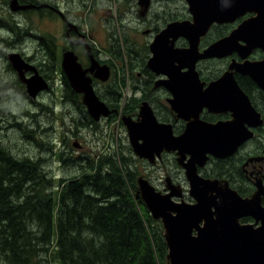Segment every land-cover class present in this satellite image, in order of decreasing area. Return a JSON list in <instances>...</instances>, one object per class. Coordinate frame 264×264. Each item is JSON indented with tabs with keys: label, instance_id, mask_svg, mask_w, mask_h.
Masks as SVG:
<instances>
[{
	"label": "rangeland",
	"instance_id": "374dc122",
	"mask_svg": "<svg viewBox=\"0 0 264 264\" xmlns=\"http://www.w3.org/2000/svg\"><path fill=\"white\" fill-rule=\"evenodd\" d=\"M64 1H66L67 4H65ZM59 2L61 5L70 9V15L82 24L83 31L93 35V46H96L98 49L99 57L102 60L112 59L115 67L111 70L113 74L115 72L114 75L116 78L121 76L122 63L119 59L111 57L108 52L110 44L113 43L114 45H117L119 43L121 48L125 49L128 43L130 46L134 43L133 41H129L126 44L124 37L136 40V45L134 47L138 50H143L145 53L141 57H139L138 54L134 56L135 66L133 69L135 74H138V72L141 71L140 67L143 66L144 63L145 65L148 64V60L151 56L149 46L150 43L153 41L155 36L168 25L169 22L177 20L180 22L191 21L193 23L192 15L188 10V4L185 0H149L148 5H146L145 1L141 2V0H59ZM122 2H125L126 6L121 7L119 4ZM15 7L18 6L15 5ZM10 10V0H0V145L7 149L12 156L14 155L13 157L15 158H31L38 163L37 165L47 174L49 178L52 176L54 177H52L49 181H42L40 184L37 182L38 187L39 185L41 187L40 191H38V197L40 198L41 196L49 195L50 200H53L54 204L58 199V191L65 185V183L79 174L81 167L80 163H86L88 158L96 160L100 155H105L106 152H120L122 150L126 156L131 157L133 160L131 165L132 168H136L135 174L137 177L138 192L140 196V191L143 192L144 188L149 186L164 195L174 194L172 195L174 199L181 200V198L178 197H182L185 202H192V197H190L188 193L190 180L184 164L180 161L181 156L178 154V151L163 149L160 154H155L153 158H146L140 155L129 140L128 127H126L125 122L121 121L117 117V107L115 113H113L116 114L115 117H110L109 120H105L104 118L103 120L101 119L102 121L100 125H98L101 126V130L99 132L95 133L90 132L89 129L85 130L83 128H86V126H81V124L77 128L75 127L74 121H77V119L75 117H70L68 112L72 111V113L77 114L74 109V106H77V110L81 113L78 120H81L84 115L77 104V98L71 100L65 96V88L64 86H61V82L59 80L61 49L64 50L69 48V45L67 44L68 40L65 39V27L62 28L60 20H57V17L54 14L52 15L50 11L38 14L32 10ZM249 15L251 14L249 13L248 15L235 21L234 27L241 23ZM93 20H98V27L93 26ZM28 26L31 27L28 28ZM156 26H158L157 30H155ZM126 27H129L130 30L127 31V34H124L123 30H126ZM70 28H72V26H70ZM114 28L117 30L115 35L118 36V41H114L113 37H110L109 34V32L114 30ZM213 28L214 25L210 27L205 36L201 37L198 44L199 52H203V50L211 44V42L207 41V38ZM8 38L13 41H9ZM43 40H49V44L54 45L52 55L48 54V52L41 46ZM79 41H86L83 34ZM147 45L148 52L146 50ZM175 46L188 47V40L180 37L175 41ZM13 52L19 53L27 63L32 64L39 72V75H41L48 83V87L45 90L40 91L35 98L28 95L25 84L21 81L17 70L13 67L10 61L9 55ZM263 55V51L257 48L251 52L248 60L261 59ZM242 61L243 59L237 57L234 53L220 59L201 58L197 62V70L201 76L203 74L204 76H209L212 72L216 73L219 72V70H221L220 74H224L225 72L233 70L231 65L234 62L240 63ZM124 65L125 76L127 79L126 85L118 86V83H114V89L111 88V90L116 93L119 92L116 96H119V98L122 96L124 98L121 106H124L126 100L128 99H133L132 101H134V96L137 95L139 97L140 94V92L136 93L132 91V84H136L137 80L136 76L131 77L127 72V59L125 56ZM33 74L34 70L25 71L26 77H30ZM158 78V76L153 77V85H155V81ZM110 80L112 79H109V81ZM201 80L205 82V87L210 83L202 79V77ZM109 81L106 82L107 87L110 83ZM107 87L99 85L101 92L105 93V96H108L111 99L112 93L111 91H108L109 88L107 90ZM169 98L170 94L165 89H158L150 100L145 101H147L155 110L159 121H170L173 124L174 130L176 127H180L181 125L184 127L188 120L181 119L180 121H176L178 114L167 103ZM155 99L163 100L164 103L169 106L168 115L165 114L161 117V104L159 103L156 105L154 103ZM72 103H75V105L72 106ZM137 104V115H126L128 118H132L135 121L138 120L139 110L143 103L142 101H138ZM118 106L120 105L118 104ZM48 107L50 109H48ZM36 108L38 109L36 110ZM158 108L159 111L157 112ZM162 109V111H164L163 107ZM38 110L41 111L39 112ZM34 116L36 118H33ZM232 119L233 117L231 116L229 120ZM252 120H254V117H252ZM119 122H122L123 125H119ZM44 123L50 125L49 133L48 131L44 133L43 129L46 126L43 125ZM38 124L43 126L42 133L40 132L41 134L39 133V127L35 132L30 129L31 127L36 128ZM7 125L8 127H6ZM54 127L57 129L53 130L52 128ZM27 129H30L32 132H28ZM258 130L255 131L257 134L255 138H251L249 141H246L241 146L240 150L235 155L230 157L235 158L241 154H245L246 152H251L252 154V156L250 154H245L243 161H247L244 164L243 161L240 163V171L243 173L244 177L242 182L238 181L240 177H236L237 175L233 173V170L228 173V176H218L214 174L208 175V171H211L212 168L210 165L211 160L206 163L205 167L201 169L198 167V173L201 177L205 178L209 182L217 183L216 195H219V193L227 194L231 189L236 190L244 199L251 201L259 191H264V138L262 142L260 141L264 135L258 134ZM41 136L44 138V141L49 143L45 144V142L40 140L39 138H42ZM66 139L68 140L66 141ZM69 140L70 144L68 143ZM41 142L42 144H39ZM121 146L123 147L121 148ZM60 150H63V155H60ZM51 153H53V156ZM64 156H66V158H64ZM59 157L64 161L59 162L62 161ZM184 161L187 162L188 157ZM75 165H77V167ZM258 169L261 170L260 173L258 172ZM73 170L76 172L74 171V173ZM67 174H70L71 177ZM245 188L249 191L243 195V191L241 190H244ZM175 194H178V196H176L177 198L175 197ZM210 194H214V192L211 191ZM162 219L166 227L167 216L163 215ZM249 222L254 224L255 227L259 225L255 223L253 219ZM167 234L168 232L166 229V235ZM55 241L56 239L53 240L51 245L52 253L55 251V248H53ZM0 264L4 263L0 260ZM50 264H55L53 258L50 259ZM169 264H171L170 259Z\"/></svg>",
	"mask_w": 264,
	"mask_h": 264
},
{
	"label": "water",
	"instance_id": "95a60500",
	"mask_svg": "<svg viewBox=\"0 0 264 264\" xmlns=\"http://www.w3.org/2000/svg\"><path fill=\"white\" fill-rule=\"evenodd\" d=\"M144 1L148 5L149 0H141V2ZM185 1L188 3L193 23L173 21L161 30L150 44L152 55L147 66L155 74L164 76L156 82V85L163 86L173 95L169 102L180 118L188 120L186 129L183 133L175 135L173 126L159 122L147 102L141 106V120L135 121L123 116V121L128 127L133 147L143 157L153 158L163 149L178 151L181 156L180 161L184 164L190 180V194L197 203H179L174 201L172 197L174 194L162 195L149 186L140 192L156 218L167 216L166 240L171 264H264V204L262 202L264 191H259L251 201L244 199L236 190L231 189L227 194L216 195L217 183L209 182L198 174V167L204 166L210 156L225 158L233 155L240 145L254 136L250 128L263 125L261 114L239 85L235 73L249 76L264 93V57L259 60H248L251 52L257 48L264 53V0ZM31 7L35 5H21L18 0H14V9H11L18 11ZM249 13L251 15L228 35L211 43L203 52H199L198 44L201 37L208 33L214 23L219 25L233 23ZM180 37L188 40V47H175V41ZM87 47L92 62L90 69L96 66L100 68L96 70L99 76L94 77L103 81L108 80L111 74L109 65L101 64L93 57L89 46ZM159 50L162 65L158 64ZM233 53H236L243 61L234 62L231 65L233 70L225 72L204 88L205 82L201 81L196 68L198 60L223 58ZM9 58L21 81L26 85L29 96L35 98L40 91L48 87L47 81L39 75L37 69L27 63L19 53H11ZM89 67H82L74 51L64 52L62 68L77 93L72 72L85 69L82 73L86 77L89 92L83 95L82 100L89 114L95 120H99L101 116L107 117L115 110H111L96 93ZM26 70H34V74L26 77ZM86 71L87 74H85ZM179 82H182L181 86L187 94L205 95L206 98L201 100L200 97L190 106L185 105L184 97L177 86ZM214 89L220 93V99H215L216 96L210 93ZM228 100L248 108L251 122L244 119L239 111L228 103ZM95 101L103 111L97 107ZM205 107L214 113L231 112L233 120L208 122L200 117ZM194 125L201 126L200 129L205 133L226 132L228 127L235 128L236 132L231 134L228 140L220 141L219 144L223 147L218 148L217 144H212V139L208 136H205L206 139L203 140L201 136L197 141L198 130L186 136L187 141L184 140L183 137ZM187 157L188 161L185 162ZM211 191L214 194H210ZM245 217L253 218L259 225L255 227L252 223H241V219Z\"/></svg>",
	"mask_w": 264,
	"mask_h": 264
},
{
	"label": "trees",
	"instance_id": "16d2710c",
	"mask_svg": "<svg viewBox=\"0 0 264 264\" xmlns=\"http://www.w3.org/2000/svg\"><path fill=\"white\" fill-rule=\"evenodd\" d=\"M119 5L124 7L126 3ZM232 27L230 24L214 26L207 41L212 42L225 36ZM157 29L158 26L155 27ZM128 30L130 28L126 27L123 33L127 34ZM115 33L116 28L109 32L110 37L118 41ZM124 41L126 44L133 41L134 44L130 46L128 43L122 49L119 43L114 45L111 42L108 48L111 57L119 59L122 64L121 76L116 78L113 75L108 84L112 99H106L111 108H118L117 117L121 121L123 115H136L137 102L151 99L156 92L153 82L147 77L146 84H132V91L140 92V96H134V101L126 100L124 106H121L124 98L116 96L119 92L111 88L114 89V83H118V86L126 85L124 56L127 59V72L131 77L136 76L137 80L138 74L133 69L134 56L145 54L143 50L134 47L135 39L124 37ZM41 46L48 54H53L54 45L49 44V40H43ZM146 50L148 52V45ZM106 62L115 67L112 59ZM140 68L143 75L154 77L150 75L145 63ZM220 71L212 72L209 76L203 74V77L206 80L216 79ZM60 75L65 96L71 100L77 98L76 102L83 115L89 117L85 114L80 95L70 87L61 67ZM236 79L254 106L264 114L263 92L256 83L240 74H236ZM154 103L162 105L161 100L155 99ZM115 116L111 114L109 118ZM205 117L209 120L216 118L209 114ZM91 122L88 120L85 123L84 119L74 121L76 128L80 124L90 125ZM120 124L123 125L122 122ZM176 129L177 132L181 130ZM258 134L264 135V126L258 130ZM243 156L211 159L212 168L207 174L228 176L233 170L236 177H240L234 180L242 182L244 177L240 163ZM132 161L122 150L106 152L96 160L88 158L86 163H80L81 173L58 191L57 202L53 204L49 195L38 197L41 187H38L37 182L40 184L50 180L38 163L29 157L15 158L0 145V260L4 264H50L51 258L55 264H169L164 226L160 219L150 214L139 196L136 168H132ZM241 191L244 195L249 190L245 188ZM14 197L18 200H13ZM54 239L55 251L52 253Z\"/></svg>",
	"mask_w": 264,
	"mask_h": 264
},
{
	"label": "flooded vegetation",
	"instance_id": "af4514ba",
	"mask_svg": "<svg viewBox=\"0 0 264 264\" xmlns=\"http://www.w3.org/2000/svg\"><path fill=\"white\" fill-rule=\"evenodd\" d=\"M19 1V3L20 4H22V5H27V4H34L35 5V7H31V8H28V10H32V11H34L35 13H38V14H40L41 12H49L50 11V13L53 15H55L56 17H57V20H60V22H61V24H62V28L63 27H65V34H66V38L65 39H67L68 41H67V44L69 45V48H67V49H72V50H74V52L77 54V56H78V61L82 64V66L84 67V68H86V67H88L89 65H90V63H91V59H90V56H89V51L87 50V46H89L90 47V50H91V52H92V54H93V56L96 58V59H98L100 62L101 61H105V60H102L100 57H99V53H98V49L95 47V46H93V44H91V41H92V37H93V35H91V34H84V36H85V38H86V44H85V42H80L79 41V39H80V35L84 32L83 31V29H82V24L80 23V22H78L74 17H72L71 15H70V9L69 8H67V7H65V6H63V5H61V3L59 2V0H18ZM64 3L65 4H67L66 3V1H64ZM42 4H46V6H41ZM40 5V6H39ZM38 6V7H37ZM27 10V9H26ZM106 20H107V18H106ZM92 23H93V26L94 27H98V20H93L92 21ZM70 26H72V28L70 29V31L68 32V33H66V30H67V28H70ZM88 26V25H87ZM83 31V32H82ZM87 45V46H86ZM61 54L63 53V51H65V49L63 50V49H61ZM56 57H57V55H56ZM102 63V62H101ZM109 65V64H108ZM110 66V68L112 67L111 65H109ZM112 69V68H111ZM112 71V70H111ZM92 74V73H91ZM112 74H113V72H112ZM93 75V74H92ZM150 75H152V73L150 72ZM148 77V80L152 83L153 82V78H151V77H149V76H147L146 74L145 75H143L142 74V72L140 71V72H138V75H137V83L136 84H139L140 83V86L141 85H143V84H146L145 83V80H146V78ZM113 78V77H112ZM111 78V79H112ZM92 83H93V86L95 87V89L96 90H100L99 89V85H104L105 87H107V85L105 84L106 82H102V81H100L98 78H96V77H94V75H93V81H92ZM153 87H154V89L157 91L158 89H163V88H161V87H158V86H156V85H153ZM107 90H108V87H107ZM101 91V90H100ZM109 91V90H108ZM137 93V92H136ZM80 94V97L83 99V94L82 93H79ZM102 94H104V93H102ZM155 94V93H154ZM135 96H137V95H135ZM138 97V96H137ZM112 98V97H111ZM150 100V99H149ZM162 102H164L163 100H161ZM73 105H75V103H72V106ZM83 105V104H82ZM77 106H74V109L76 110V112H77V114L76 113H72V111H69L68 112V114H69V116L70 117H75L76 119H78V117H80V115H81V113H80V111L79 110H77ZM82 112V111H81ZM82 114H83V112H82ZM85 114H87L86 112H85ZM90 116V115H89ZM83 119H84V122L86 123V122H88V120L89 121H92L91 123H92V125H93V128H92V130H90L89 128H83V129H85V130H88L89 129V131L90 132H99L100 130H101V126H98V125H100V123H101V121L103 120H98V121H95V120H93V119H91L90 117H86L85 115H84V117H83ZM72 121H73V119H72ZM43 125H46L45 127H44V133L45 132H47L48 131V133H49V126L50 125H47V124H43ZM38 127H39V133L41 132L42 133V125L41 124H38L37 126H36V128H34V127H31L30 129L32 130V131H37V129H38ZM97 128V129H96ZM53 130L54 129H57L56 127H54V128H52ZM40 133V134H41ZM42 137V136H41ZM42 140H43V137H42ZM50 141H51V138H50ZM43 142H44V140H43ZM46 143V142H45ZM47 143H49V142H47ZM78 148V147H77ZM251 151V150H250ZM63 152H62V150H60V155H63L62 154ZM245 154H250L251 156H252V154H251V152H246ZM245 154H241V155H245ZM241 155H239V156H241ZM243 157H245V156H243ZM64 158H66L65 156H64ZM247 160H245V161H243V164L246 162ZM241 166V165H240ZM261 166V165H260ZM258 172L260 173L261 172V170L260 169H258ZM13 200H18V199H16L15 197H14V199Z\"/></svg>",
	"mask_w": 264,
	"mask_h": 264
},
{
	"label": "bare ground",
	"instance_id": "6f19581e",
	"mask_svg": "<svg viewBox=\"0 0 264 264\" xmlns=\"http://www.w3.org/2000/svg\"><path fill=\"white\" fill-rule=\"evenodd\" d=\"M36 1V0H35ZM10 5H11V8L12 9H14V0H11V2H10ZM40 6V5H39ZM11 11V10H10ZM213 12L215 11V9L214 10H212ZM14 14V13H13ZM16 16V15H15ZM21 23V22H20ZM29 27H31V26H28V28ZM27 28V29H28ZM8 30V29H7ZM25 30V29H24ZM28 31V30H27ZM10 34H11V31H10ZM13 35V34H12ZM25 35H27V34H25ZM81 36V35H80ZM11 38V37H10ZM9 39V38H8ZM17 39V38H16ZM39 39V38H38ZM18 40V39H17ZM9 41H11V39H9ZM13 41V40H12ZM11 41V42H12ZM18 43V42H17ZM16 43V44H17ZM22 44V43H21ZM14 48V47H13ZM41 48V47H40ZM87 50L89 51V49H88V47H87ZM160 54V50H159V53H158V55ZM42 55V54H41ZM89 55H90V52H89ZM42 56H44V55H42ZM28 57V56H27ZM35 57V56H34ZM41 57V56H40ZM26 58V57H25ZM90 58H91V56H90ZM33 59V58H32ZM41 60V59H40ZM44 61V60H43ZM29 62V61H28ZM46 64V63H45ZM158 64L159 65H162V56H160L159 55V57H158ZM40 65V64H39ZM43 66V65H42ZM41 66V67H42ZM92 66V62H91V65H90V67ZM10 67V66H9ZM90 67L88 68V70L95 76H99V75H97V72H96V70H100V68L98 67V66H96L95 68H93V69H90ZM162 67V66H161ZM45 68V67H44ZM15 70V69H14ZM13 70V71H14ZM85 70V69H84ZM84 70H79V69H77V70H73V72H72V80H73V82H74V86H75V88L78 90V93H82L83 95H85V94H87V92H89L88 91V87H87V85H86V77L84 76V74L82 73ZM165 70V69H164ZM85 74H87V71L85 72ZM102 74V73H101ZM16 79V78H15ZM16 84V83H15ZM172 84V83H171ZM181 84H182V82H179L178 84H177V86L180 88V91H181V93H182V95H183V103L185 104V105H187V106H190L193 102H195L196 101V99L197 98H200L201 97V100H203V99H205L206 98V96L205 95H194L193 93L190 95V94H187L186 92H185V90H184V88L181 86ZM172 86H174V85H172ZM23 91V90H22ZM26 92V91H25ZM210 93H213L216 97H215V99H220V93H218L217 92V90L216 89H214V90H212V91H210ZM209 93V94H210ZM221 94H223V93H221ZM211 95V94H210ZM213 96V95H212ZM222 96H224V95H222ZM225 98H226V96H225ZM29 99H31V98H29ZM35 101H36V99H35ZM211 101V100H210ZM31 102V101H30ZM41 102V101H40ZM43 102V101H42ZM212 102V101H211ZM213 103V102H212ZM228 103H230V104H232L238 111H239V113L243 116V118L244 119H246V120H248V121H250L251 122V119L249 118V110H248V108H246L245 106H238V105H236L235 103H233L232 101H230V100H228ZM95 104L97 105V107L101 110V111H103L102 110V107L98 104V102L97 101H95ZM36 105V104H35ZM40 105H42V104H40ZM37 107V106H36ZM47 108V107H46ZM45 108V109H46ZM191 108H192V106H191ZM38 108H36V110H37ZM41 109V108H40ZM48 109H50L49 107H48ZM47 110V109H46ZM39 112L41 111V110H38ZM45 112V111H44ZM22 113H24V112H22ZM27 113H28V111H27ZM26 113V114H27ZM33 113H35V112H33ZM50 113V112H49ZM36 114V113H35ZM42 114V113H41ZM28 115V114H27ZM26 115V116H27ZM24 117V116H23ZM22 117V118H23ZM24 118H26V117H24ZM27 118H28V116H27ZM33 118H36L35 116L33 117ZM38 118V117H37ZM42 120V119H41ZM36 121V120H35ZM6 123V122H5ZM4 123V124H5ZM19 123V122H18ZM18 123H16V124H18ZM23 123V122H22ZM7 124V123H6ZM10 124V123H9ZM34 124V123H33ZM13 125V124H12ZM11 125V126H12ZM14 125H15V123H14ZM20 125V124H19ZM16 126V125H15ZM22 126H23V124H22ZM31 126V125H30ZM67 126V125H66ZM6 127H8V125L6 126ZM18 127V126H17ZM11 128V127H10ZM13 128H15V127H13ZM201 128V126H199V125H194V126H192L189 130H188V132L186 133V135L183 137V139L184 140H188V138L186 139L185 137L186 136H188V135H190L191 134V132H197V130L199 131V132H197V141H198V138L199 137H201L202 136V140L205 138V136H208L209 138H211L212 140H211V142H212V144L214 143V145L215 144H217V146L216 147H218V148H222L223 146L222 145H220L219 143H220V141H222V140H228L230 137H231V134H235V132H236V129L235 128H230V127H228L227 128V131L226 132H223V131H215V132H213V133H205V132H203L202 131V129H200ZM9 129V128H8ZM17 129V128H16ZM25 129H26V127H25ZM28 130V129H27ZM30 130V129H29ZM28 130V131H29ZM42 130V129H41ZM44 130V129H43ZM4 131V130H3ZM31 131V130H30ZM32 132V131H31ZM33 136V135H32ZM168 136V135H167ZM169 137V136H168ZM191 138H193V136H191ZM44 139V138H43ZM47 139V138H46ZM45 139V140H46ZM206 139V138H205ZM32 140V139H31ZM39 140V139H38ZM49 140V139H48ZM68 139H66V141H67ZM34 141H37V140H34ZM33 141V142H34ZM65 141V140H64ZM197 141H196V146H197ZM31 142V141H30ZM44 142H46V141H44ZM70 142V140L68 141V143ZM190 142V141H189ZM32 143V142H31ZM47 143V142H46ZM45 143V144H46ZM64 143V142H63ZM66 143V142H65ZM39 144H42V142L41 143H39ZM70 144V143H69ZM48 145V144H47ZM66 145V144H65ZM64 145V146H65ZM188 145H189V143H188ZM41 146V145H40ZM49 146H52V145H49ZM68 146V145H67ZM39 147V146H38ZM44 148V147H43ZM47 148V147H46ZM51 148V147H50ZM53 148V147H52ZM68 148H69V146H68ZM63 149V148H62ZM189 149V148H188ZM64 150V149H63ZM192 150V149H191ZM54 151V150H53ZM218 151V150H217ZM44 152H46V151H44ZM72 152V151H71ZM54 153V152H53ZM53 153H51V155L53 154ZM67 153H69V152H67ZM195 153V152H194ZM45 154V153H44ZM48 154V153H47ZM46 154V155H47ZM57 154V153H56ZM45 155V156H46ZM50 155V154H49ZM68 155V154H67ZM75 155V154H74ZM14 156V155H13ZM42 156V155H41ZM44 156V155H43ZM53 156V155H52ZM68 156H70V155H68ZM56 157V156H55ZM66 157V156H65ZM44 158V157H43ZM46 158V157H45ZM60 158V157H59ZM58 158V159H59ZM74 158V157H73ZM53 159V158H52ZM51 159V160H52ZM61 159V158H60ZM83 159V158H82ZM50 160V159H49ZM62 160V159H61ZM66 160V159H65ZM80 160V159H79ZM64 160H62V161H59V162H63ZM84 161V160H83ZM67 162V161H66ZM80 162V161H79ZM50 163V162H49ZM68 163H70V162H68ZM43 164H44V162H43ZM46 164V163H45ZM62 164V163H61ZM66 164V163H65ZM49 165V164H48ZM47 166V165H46ZM45 166V167H46ZM53 166V165H52ZM76 167H77V165H75ZM47 167H49V166H47ZM64 167V166H63ZM68 167V166H67ZM69 168V167H68ZM73 168V167H72ZM84 168H85V165H84ZM49 169V168H48ZM53 169V168H52ZM65 169V168H64ZM75 169V168H74ZM79 169V168H78ZM46 170V169H45ZM67 170V169H66ZM69 170H70V168H69ZM77 170V169H76ZM75 170H73V172H74ZM50 172V171H49ZM76 172V171H75ZM74 172V173H75ZM81 173V172H80ZM79 173V174H80ZM54 174V173H53ZM79 174H77V175H79ZM58 175V174H57ZM67 175H69V177H71L70 176V174H67ZM73 175V174H72ZM51 176V175H50ZM56 176V175H55ZM53 177V176H52ZM51 177V178H52ZM60 177V176H59ZM58 177V178H59ZM50 178V179H51ZM54 178V177H53ZM61 178V177H60ZM56 179V178H55ZM62 179V178H61ZM67 179V178H66ZM57 180V179H56ZM70 181V180H69Z\"/></svg>",
	"mask_w": 264,
	"mask_h": 264
}]
</instances>
